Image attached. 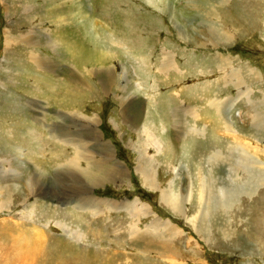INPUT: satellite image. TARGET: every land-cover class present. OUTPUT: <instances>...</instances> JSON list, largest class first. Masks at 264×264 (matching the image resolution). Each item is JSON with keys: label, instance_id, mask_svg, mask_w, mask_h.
I'll return each mask as SVG.
<instances>
[{"label": "rangeland", "instance_id": "1", "mask_svg": "<svg viewBox=\"0 0 264 264\" xmlns=\"http://www.w3.org/2000/svg\"><path fill=\"white\" fill-rule=\"evenodd\" d=\"M256 148L264 0H0V264H264ZM21 231L48 262L13 255Z\"/></svg>", "mask_w": 264, "mask_h": 264}, {"label": "bare ground", "instance_id": "2", "mask_svg": "<svg viewBox=\"0 0 264 264\" xmlns=\"http://www.w3.org/2000/svg\"><path fill=\"white\" fill-rule=\"evenodd\" d=\"M7 38V46L9 47L10 45H12L11 43H13V42H11V40H12V38L11 37H6ZM169 62V61H168ZM174 63H168L166 66H165V68H170V67H173L174 68ZM231 70V69H230ZM242 70V69H241ZM225 71V70H224ZM229 71V70H228ZM223 72V71H222ZM247 72V71H246ZM228 73V72H227ZM246 75V74H245ZM251 75V74H250ZM249 75V76H250ZM252 75L254 76V77H257V75H255L254 73H252ZM251 78H252V76H251ZM243 89V88H242ZM243 91V90H242ZM207 92V91H206ZM206 99V98H205ZM207 100V102L209 103V105H212L213 106V111L215 112V114H217L218 115V113H217V108H218V101H217V103H215L216 102V100H213V102H211L212 100L211 99H206ZM205 100V101H206ZM193 110V109H192ZM192 110H191V114H193V116H197V115H194V110H193V112H192ZM197 110V109H196ZM196 113V112H195ZM220 115V114H219ZM218 115V116H219ZM222 117V116H221ZM221 117H219V118H221ZM228 122V121H227ZM227 124V123H226ZM229 124V123H228ZM221 125H222V123H221ZM224 128V127H223ZM149 130V129H148ZM231 131H233V132H236L234 129H232ZM189 132H192V133H198V132H200L199 130H198V128H196V127H191V128H189ZM202 133H203V131H202ZM147 134V135H146ZM229 134V133H228ZM145 135L147 136V138H148V142L147 141H145L146 142V145H147V147H152V148H154L157 152H159L160 151V145L158 144V142L156 141V138L153 136V134L152 133H150V131L148 132V131H145ZM146 138V139H147ZM236 141V140H235ZM64 142V141H63ZM233 142V141H232ZM143 146V145H142ZM251 147V146H250ZM250 150V149H249ZM254 152L256 153V154H262V153H264V151L262 150V149H255L254 150ZM140 153V152H139ZM160 153V152H159ZM247 155V154H246ZM73 159V160H72ZM79 160H82V158H81V155L80 154H78L77 152H76V155L75 156H72L71 157V159L69 158L68 160H67V163H69V165H72L73 167H74V169H78V171L83 175V176H91V177H93V174H91L90 172H89V167H86V168H84V169H82V168H80L79 166H78V164H79ZM153 163V162H152ZM261 165V164H260ZM89 166V165H88ZM150 168V167H149ZM76 169V170H77ZM95 169V168H94ZM151 170H154V171H156V163H154V164H152L151 165V169L150 170H147V173H146V175H145V179H144V181H143V184L146 186V187H150V188H152L153 186H154V183H155V175H154V171H151ZM202 170V169H201ZM75 171V170H74ZM92 171H93V169H92ZM98 171H100V170H97V171H95L94 170V172H97L98 173ZM71 173H73V172H71ZM80 175V174H79ZM95 175V174H94ZM97 176V175H96ZM149 176V177H148ZM157 176V175H156ZM82 177V176H81ZM96 178V177H95ZM97 178H99V177H97ZM89 179V178H88ZM97 180V179H96ZM95 180V181H96ZM259 183V182H258ZM155 184H157V183H155ZM264 186V185H263ZM262 187V186H261ZM199 189V188H198ZM201 191V190H200ZM162 198H163V202L162 203H164L169 209H171L174 213H178V211H179V209H180V205H179V202H178V199H179V197L178 196H176L175 194L176 193H174V189H171L170 191H168L167 192V190L166 189H163V191H162ZM199 196H197V195H193V192L191 191V193H190V195L188 196V198H190V200H192V197H197V199H199V198H201L202 199V196H200V193H197ZM8 199V198H7ZM201 199L200 200H198L199 201V203L201 202ZM190 200H189V202H190ZM194 200V199H193ZM99 202V201H98ZM7 203V202H6ZM102 203H103V201H102ZM140 202L139 201H137L136 203H134L133 204V210L131 211V215L132 216H135L136 215V213L137 212H142V214H144V207H145V205H143V204H139ZM107 207V206H106ZM130 208H131V206H130ZM105 211V210H104ZM104 211H102V212H104ZM181 211V210H180ZM101 211H99L97 214H99ZM148 213H150L149 212V210L147 209V211H146V214H148ZM197 215V214H196ZM154 216V215H153ZM187 221H189V219L187 218ZM192 221H193V219H192ZM59 226H61L63 229H67V230H69L70 231V227H68L67 226V224L66 223H64V222H59V224H58ZM132 228H134L133 229V231H134V233H137L138 231H140L139 230V228L137 227V224L136 225H133L132 224ZM131 231V230H130ZM6 232V231H5ZM8 232V231H7ZM71 232L72 233H74L75 234V236H76V238H78L79 240H80V236H81V233L82 232H80L79 230H76V231H72L71 230ZM70 232V234L71 235H73L72 233ZM153 232V231H152ZM150 233L149 231H148V235H149V237H151V238H153L152 237V234L153 233ZM9 233V232H8ZM12 233V232H11ZM39 233V232H38ZM38 233H36L35 235H27L26 233H24V231L22 232H20L18 235L16 234V236H12L13 238H14V240H16L15 241V246L13 247V246H11V247H13V249L11 250V252L13 251V255H16V253H21V254H23V255H25V256H33L36 252H37V250H38V248L40 247V245L42 244V246H43V251L41 252V260L44 262H48L49 261V259H50V254L47 252L48 251V245H47V243H44L43 244V241L42 242H40L39 240L40 239H42V237H41V234H38ZM8 236V235H7ZM74 236V237H75ZM135 236V235H134ZM147 236V235H146ZM139 237H140V235H139ZM138 237V238H139ZM142 237H144V236H142ZM4 238V237H3ZM137 239V238H136ZM142 239V238H141ZM4 241V240H3ZM147 241V240H146ZM151 241V240H150ZM145 242V241H144ZM12 243H13V241H12ZM58 245H59V247H60V250L58 251V253L55 255V257L58 259L57 260V262L58 261H62L63 263H64V261H65V259H67V258H65V254H66V251L67 250H69V249H71L72 248V246H70L67 242H63V241H57L56 242ZM148 243H149V239H148ZM151 243V242H150ZM149 243V244H150ZM153 243V242H152ZM7 244H9V243H7ZM147 244V243H146ZM144 246V245H143ZM159 246H162V249L161 250H166V249H168L169 250V248H168V246L166 245V244H159ZM11 247H10V249H11ZM145 247H148V245L147 246H145ZM4 249V248H3ZM145 249V248H144ZM147 249V248H146ZM139 250V249H138ZM147 250H149V249H147ZM71 251V250H70ZM72 251H73V249H72ZM75 251V250H74ZM73 251V252H74ZM9 252V251H8ZM76 252H77V250H76ZM163 252V251H162ZM164 252H166V251H164ZM163 252V253H164ZM70 252H68V254H69ZM143 253V252H142ZM74 254V253H73ZM87 254V253H86ZM10 256H13V255H11V254H9ZM8 254H7V256H9ZM80 255V254H79ZM115 255V254H114ZM67 256V255H66ZM71 256V255H70ZM116 256V255H115ZM81 257V256H80ZM79 257V258H80ZM85 257H86V255H85ZM95 257V256H94ZM135 257H136V255H135ZM142 257V256H141ZM145 257V256H144ZM87 258V257H86ZM85 258V259H86ZM114 258V257H113ZM77 259V258H76ZM83 259V258H82ZM109 259V258H108ZM141 259V258H140ZM144 260V259H143ZM89 261V260H88ZM108 261V260H107ZM109 262V261H108ZM148 262V261H147ZM138 263V262H137ZM136 263V264H137ZM141 263H143V262H141ZM68 264H81V262H79L78 260H75V259H69V261H68ZM84 264H89V262H87L86 261V263H84ZM109 264V263H108ZM172 264V263H171ZM175 264V263H174Z\"/></svg>", "mask_w": 264, "mask_h": 264}]
</instances>
